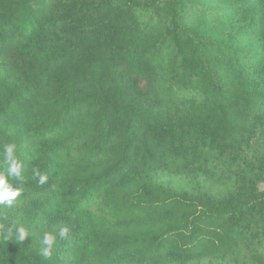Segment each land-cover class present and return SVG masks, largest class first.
<instances>
[{"label":"trees","instance_id":"1","mask_svg":"<svg viewBox=\"0 0 264 264\" xmlns=\"http://www.w3.org/2000/svg\"><path fill=\"white\" fill-rule=\"evenodd\" d=\"M8 143L0 264H264V0H0Z\"/></svg>","mask_w":264,"mask_h":264},{"label":"clouds","instance_id":"2","mask_svg":"<svg viewBox=\"0 0 264 264\" xmlns=\"http://www.w3.org/2000/svg\"><path fill=\"white\" fill-rule=\"evenodd\" d=\"M16 147L15 143H8L3 146L4 160L3 164L6 165L4 171H0V205H5L11 207L13 202L19 197L22 193V183L27 180L28 177H23V162L18 159L16 156ZM38 158V157H37ZM10 178L14 181H19V187H13V184L10 182ZM39 185H43L48 182V175L42 174L39 168L32 169L31 179H37ZM2 227V226H0ZM14 228L15 238L11 239L17 243H23L27 237L31 234L29 231L23 227L10 226L9 232ZM67 235L66 228H60L58 233L55 230L45 232L41 241L42 247L39 251V255L47 260L50 259L53 255L54 246L58 238H64Z\"/></svg>","mask_w":264,"mask_h":264}]
</instances>
